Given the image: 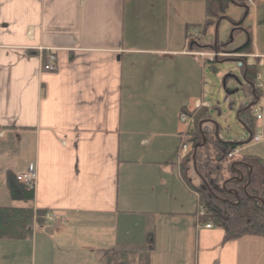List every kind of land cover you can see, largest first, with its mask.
<instances>
[{
	"label": "crops",
	"instance_id": "1",
	"mask_svg": "<svg viewBox=\"0 0 264 264\" xmlns=\"http://www.w3.org/2000/svg\"><path fill=\"white\" fill-rule=\"evenodd\" d=\"M179 1L189 16L199 12L200 0ZM249 1V38L252 30L264 40V0ZM140 5L0 0V207H13L8 174L32 166L34 199L14 208L55 218L27 239L0 240V264H104L107 252L191 264L190 251L192 264H264L263 238L222 244V230L197 217V195L181 180L174 151L178 113L204 102L194 55L201 48L186 45L179 30L165 46L164 38L131 43ZM145 6L152 31L164 22V0ZM250 42V53L264 56V42ZM38 48L54 52L56 72L42 70Z\"/></svg>",
	"mask_w": 264,
	"mask_h": 264
},
{
	"label": "trees",
	"instance_id": "2",
	"mask_svg": "<svg viewBox=\"0 0 264 264\" xmlns=\"http://www.w3.org/2000/svg\"><path fill=\"white\" fill-rule=\"evenodd\" d=\"M247 0H204L205 23L213 26L220 20L226 7L232 3L244 7ZM234 31V30H233ZM250 38L235 53H250ZM211 63V62H210ZM256 65L241 66V74L247 84L252 85ZM237 120L252 132L255 121L250 107H239ZM205 111L200 110L195 126L190 133L191 151L179 164V175L189 190L198 197L204 207L203 223H210L223 232L222 244L244 236H258L264 239V159L251 154L228 159L227 155L240 144L223 142L216 138L215 131L207 123ZM194 175L198 184L192 183ZM7 187L11 201L31 202L33 190L18 183L13 175L7 176ZM46 210L32 208L0 207V240H23L31 236L33 226H43L42 216ZM148 251L152 249V235H146ZM147 254L137 256L128 253L107 252L104 264H147Z\"/></svg>",
	"mask_w": 264,
	"mask_h": 264
},
{
	"label": "rangeland",
	"instance_id": "3",
	"mask_svg": "<svg viewBox=\"0 0 264 264\" xmlns=\"http://www.w3.org/2000/svg\"><path fill=\"white\" fill-rule=\"evenodd\" d=\"M148 0H140L144 5L137 9L136 20L134 26L129 27L130 35L136 36L131 43L136 46H141L150 39L164 38V46L166 44V38L172 37L179 30L180 36L185 37L186 45L193 43L201 45L205 49H216L217 51L225 53L224 55L235 53L241 48L247 41L250 33L247 32L248 27L254 26V11L251 10L247 14L248 8L235 6L230 3L224 14L221 15V19L216 21L213 26L207 27L205 32H202L203 25L205 23V9L204 0H200L199 12H195L188 15L186 5H176L177 0H164V22L159 26L149 31L147 27H144L147 20L155 19L154 16H146L148 12L145 2ZM181 1V0H180ZM179 1V2H180ZM247 2V1H246ZM245 2V5H246ZM249 11V10H248ZM178 18L183 19L182 22ZM234 30V31H233ZM253 37V38H252ZM260 34H252L250 39L256 45H262L264 40ZM263 47V45H262ZM260 55V54H258ZM199 61V60H198ZM207 61H212L208 59ZM200 62V61H199ZM202 62V60H201ZM200 62V63H201ZM250 62V61H249ZM169 61L164 60V66L168 67ZM241 63L237 59L229 58L223 60H217L209 63L204 61V64L200 65V78H201V95L197 99H202L205 103L210 105V108L206 110V116L216 126V136L221 141L243 143L242 147H247L243 153H260L264 156V144L251 145L245 144L248 139V134L244 128L236 120L237 109L239 105L248 102V94L246 92V84L241 74ZM229 99L230 105H226L224 100ZM186 109H191V104L187 102ZM150 108V107H147ZM137 110V114H143L144 112L140 108H134ZM152 112V111H150ZM179 114V113H178ZM179 122V121H178ZM181 126L182 133L185 127ZM179 133V134H180ZM147 137V136H143ZM178 142L175 144V159L177 155H182L183 151H177V147L180 145L181 140L178 135ZM17 160V158H16ZM193 184L197 185L198 180L194 175L190 176ZM13 207H25L21 202H9ZM1 204V203H0ZM2 207H9L8 202L3 204ZM191 264L193 263V252H189Z\"/></svg>",
	"mask_w": 264,
	"mask_h": 264
},
{
	"label": "built area",
	"instance_id": "4",
	"mask_svg": "<svg viewBox=\"0 0 264 264\" xmlns=\"http://www.w3.org/2000/svg\"><path fill=\"white\" fill-rule=\"evenodd\" d=\"M202 56V55H201ZM263 64L259 67L258 71L255 74L254 82H253V89L252 91L255 92V104L252 107V114L255 116L257 127L254 130L252 140L254 143H258L262 140L264 136V58ZM47 64L43 67L45 71L51 72L54 70L53 62L54 58L51 55L47 57ZM252 98V97H251ZM179 120L181 123L185 124L186 130L185 133L181 136V144L179 146L178 152L183 151L184 155L187 152V145L184 143L186 138V132L192 128L193 125V116L189 113H181L179 116ZM237 150H234L228 155V158L235 156L237 154ZM182 155H178V157H182ZM18 182L23 183L27 188H32L33 181H34V174L32 167H29L27 172L23 175H19L16 177ZM199 216L204 215V211L202 207L199 205ZM46 220L53 221V218L49 215H45L44 217ZM205 228H211L210 225H206Z\"/></svg>",
	"mask_w": 264,
	"mask_h": 264
},
{
	"label": "water",
	"instance_id": "5",
	"mask_svg": "<svg viewBox=\"0 0 264 264\" xmlns=\"http://www.w3.org/2000/svg\"><path fill=\"white\" fill-rule=\"evenodd\" d=\"M246 12H247V10H246ZM204 142H205V139H203V143H202L201 145H197V146H195V147L193 148V153H195L196 149H197L199 146H202V145L204 144Z\"/></svg>",
	"mask_w": 264,
	"mask_h": 264
}]
</instances>
